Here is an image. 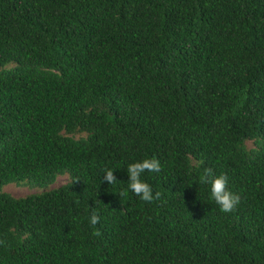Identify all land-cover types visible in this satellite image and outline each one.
I'll return each mask as SVG.
<instances>
[{"label":"trees","instance_id":"trees-1","mask_svg":"<svg viewBox=\"0 0 264 264\" xmlns=\"http://www.w3.org/2000/svg\"><path fill=\"white\" fill-rule=\"evenodd\" d=\"M62 172L0 188V264H264V0H0V187Z\"/></svg>","mask_w":264,"mask_h":264},{"label":"clouds","instance_id":"clouds-1","mask_svg":"<svg viewBox=\"0 0 264 264\" xmlns=\"http://www.w3.org/2000/svg\"><path fill=\"white\" fill-rule=\"evenodd\" d=\"M160 170V162L155 157L151 159L145 158L142 161L128 164V188L145 202H152L154 198L158 199L161 193L155 192L154 194L152 187L141 179V174L146 171L158 173ZM104 173L103 182L114 185L117 178L114 175L113 169H105ZM200 179L201 183L209 185L211 198L219 205L222 212L228 213L234 211L236 206L240 204L241 196L228 188V180L225 174L215 175L213 170L208 168L205 169ZM119 194L122 197L126 193L120 192ZM99 221V214L93 211L89 217V223L96 226ZM96 234L98 235L99 233ZM3 243L4 241L0 240V244Z\"/></svg>","mask_w":264,"mask_h":264},{"label":"rangeland","instance_id":"rangeland-1","mask_svg":"<svg viewBox=\"0 0 264 264\" xmlns=\"http://www.w3.org/2000/svg\"><path fill=\"white\" fill-rule=\"evenodd\" d=\"M74 134L76 135L77 133H74ZM245 142L247 144L250 143L249 140H245ZM67 178H68L67 174L65 172H62V173H57L54 179L50 183L43 185V186L28 184L24 181L15 182V181L9 180V181L2 183L0 188L2 190L8 191L9 193L13 195H21L26 192L38 191V190H42V189L57 185L61 182H64Z\"/></svg>","mask_w":264,"mask_h":264}]
</instances>
